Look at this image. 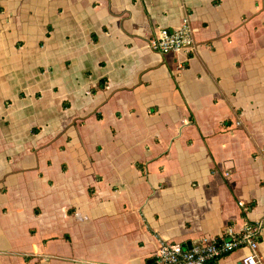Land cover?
<instances>
[{"label": "crops", "instance_id": "obj_1", "mask_svg": "<svg viewBox=\"0 0 264 264\" xmlns=\"http://www.w3.org/2000/svg\"><path fill=\"white\" fill-rule=\"evenodd\" d=\"M186 18L193 52L147 48ZM260 221L264 0H0V264H151Z\"/></svg>", "mask_w": 264, "mask_h": 264}, {"label": "built area", "instance_id": "obj_2", "mask_svg": "<svg viewBox=\"0 0 264 264\" xmlns=\"http://www.w3.org/2000/svg\"><path fill=\"white\" fill-rule=\"evenodd\" d=\"M146 46L151 51L170 55L191 53L196 43L188 18L179 29H160L151 36ZM264 230V221L246 224L240 230L226 226L216 238H201L189 247L172 242H162L151 264H219L221 258L238 250H246L243 264H261L258 246Z\"/></svg>", "mask_w": 264, "mask_h": 264}]
</instances>
